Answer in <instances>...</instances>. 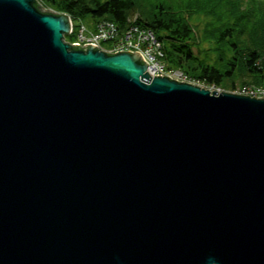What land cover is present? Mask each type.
Wrapping results in <instances>:
<instances>
[{
	"label": "water",
	"instance_id": "1",
	"mask_svg": "<svg viewBox=\"0 0 264 264\" xmlns=\"http://www.w3.org/2000/svg\"><path fill=\"white\" fill-rule=\"evenodd\" d=\"M70 29L0 0V264H264V99Z\"/></svg>",
	"mask_w": 264,
	"mask_h": 264
},
{
	"label": "trees",
	"instance_id": "2",
	"mask_svg": "<svg viewBox=\"0 0 264 264\" xmlns=\"http://www.w3.org/2000/svg\"><path fill=\"white\" fill-rule=\"evenodd\" d=\"M35 2L88 30L109 21L120 33L131 26L151 31L161 44L166 66L182 71L197 85L230 93L241 85L264 88V0ZM196 16H204L200 37L194 25ZM64 39L72 42V36ZM205 43L208 49L201 48Z\"/></svg>",
	"mask_w": 264,
	"mask_h": 264
},
{
	"label": "built area",
	"instance_id": "3",
	"mask_svg": "<svg viewBox=\"0 0 264 264\" xmlns=\"http://www.w3.org/2000/svg\"><path fill=\"white\" fill-rule=\"evenodd\" d=\"M69 36H72V42L70 43L71 46L76 44L79 45L80 48H83L84 45L92 44L95 45L99 51L107 54H114L121 51L136 52L148 64L147 69H149L152 74L147 73L151 77L167 76L171 80L195 84L182 71L168 68L166 66L163 61L161 44L149 30L138 26H131L124 32L120 33L118 27L109 21H101L96 24L93 30H88L82 24L73 26L71 21ZM209 90L219 91L220 89L210 87ZM240 91L241 93L239 92L237 94L242 95L243 93L245 96L264 99V88L257 86H254L253 88L243 87Z\"/></svg>",
	"mask_w": 264,
	"mask_h": 264
},
{
	"label": "rangeland",
	"instance_id": "4",
	"mask_svg": "<svg viewBox=\"0 0 264 264\" xmlns=\"http://www.w3.org/2000/svg\"><path fill=\"white\" fill-rule=\"evenodd\" d=\"M204 16H196L194 19V25L196 26V29H197V31L198 32H200V33H197L198 34V36L200 37V36H202L203 34H202V29H203V22H204ZM73 24L76 26L77 25V22H73ZM200 34V35H199ZM202 45V44H201ZM205 48V49H208V45L205 43V44H203L202 46H201V48ZM195 53L197 54V51L195 50ZM194 85H196V84H194ZM255 85H253V84H249V85H241V87H240V89H238L237 91H235V92H232V93H234V94H237V93H241V91L240 90H242L243 89V87H250V88H253ZM201 87V86H200ZM203 87V86H202ZM204 88H206V87H204ZM206 89H210V88H206ZM218 93H221V92H227V91H224V90H219V91H217ZM228 93V92H227ZM230 93V92H229ZM242 95H243V93H242Z\"/></svg>",
	"mask_w": 264,
	"mask_h": 264
},
{
	"label": "bare ground",
	"instance_id": "5",
	"mask_svg": "<svg viewBox=\"0 0 264 264\" xmlns=\"http://www.w3.org/2000/svg\"><path fill=\"white\" fill-rule=\"evenodd\" d=\"M147 72L150 73V74H152V72L149 69H147Z\"/></svg>",
	"mask_w": 264,
	"mask_h": 264
}]
</instances>
